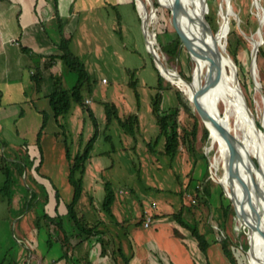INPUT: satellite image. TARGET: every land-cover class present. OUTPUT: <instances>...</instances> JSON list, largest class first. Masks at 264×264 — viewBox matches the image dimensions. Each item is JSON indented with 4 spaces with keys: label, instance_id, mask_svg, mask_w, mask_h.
Instances as JSON below:
<instances>
[{
    "label": "rangeland",
    "instance_id": "obj_1",
    "mask_svg": "<svg viewBox=\"0 0 264 264\" xmlns=\"http://www.w3.org/2000/svg\"><path fill=\"white\" fill-rule=\"evenodd\" d=\"M207 1L219 27L218 34L221 29L220 44L225 47L226 53L229 54L230 39L233 40L232 47L237 45V39L232 35L231 21L235 22L238 34L243 36L237 45L238 60L229 55L238 77L245 80L246 87L243 88L263 105L260 88L264 85V57L260 63L257 58L254 60L253 49L261 41L259 17L264 20V0ZM162 7L170 32H166L164 23L159 24L156 7L149 22L156 50L168 67L178 70L182 76L189 74L193 79L196 62L183 41V47L181 51L179 48L180 53L174 59H170L162 50L165 42L176 36L175 30L179 37L176 22L174 19L171 21L170 10ZM41 8L39 4L40 14L43 12ZM138 10L133 0H124L114 7L101 6V9L89 13L76 40L69 45L72 53H75V48L81 51L78 55L87 71L81 88L82 101L72 100L69 112L56 118L49 98H37L35 93L29 92L22 105L27 114L20 124L26 130L20 126L21 130H17L19 136L9 132L5 134L8 140L0 137V264L44 263L43 255L53 252H48L51 244L54 254L60 252L59 247L63 243H67L70 250L74 248V242L64 240L65 234L71 235L76 230L80 233L75 221L68 217L76 187L71 181V168L77 160L76 156L85 153L89 143L92 146L82 166L83 171L74 172L72 179L81 181L82 191L74 209L81 230L89 234L86 242L91 258L98 257L103 264H148V258L142 257L146 250L136 247L135 242L131 244L130 240L131 230L139 227L141 214L144 215L143 212L147 210L151 218L152 214L163 217L185 208V219L192 225L197 223L207 242L213 239L209 224L216 231L223 229L228 237L222 241L225 264H246L242 249L249 264H261L254 252V243L253 254L249 253V241L252 243L255 234L248 232L245 220L238 216L233 207V211L226 215L215 199L210 206H195L201 193L198 192L201 182L213 178L225 190L220 181L224 162L219 141L214 140V134L204 140V123L201 120L193 135L195 117L179 105L177 98V90L183 89L162 75L147 47L140 5ZM96 16L97 22L92 26ZM226 16L229 29L224 37ZM263 27L264 22L262 30ZM262 36L264 43V32ZM223 58L230 72L232 69L227 56L224 54ZM253 75L259 87L253 81ZM159 92L163 96V111L174 112V107H180L177 117L180 145L174 156L166 152L167 139L161 134L153 110V98ZM207 97L210 99V94ZM108 105H116L119 117L124 120L137 116L134 133L127 132L115 116L110 124L107 123ZM219 107L223 109L220 112H224L222 101ZM36 109L44 113H35ZM254 113L259 115L261 110L255 109ZM44 116L47 122L38 140L36 135ZM223 117L234 131L235 116ZM258 120L255 124L260 123ZM0 135L4 133L0 132ZM12 143L15 146H10ZM255 160L260 165L259 157ZM252 173L262 189L259 177ZM107 185L114 196L109 207L104 205ZM64 229H68V232ZM179 229L184 233L185 240L192 244L191 249L199 263L205 264L204 255L195 240L186 234L188 231L185 228ZM114 230L119 231L120 235L113 234ZM124 232L127 233L126 237L123 236ZM62 236L63 242L60 241ZM90 236L96 238L90 239ZM84 237L81 236L79 240L84 241ZM150 246L158 250L156 243ZM208 249L206 254L212 261ZM163 250L160 252L163 264H176L169 262L171 260L167 254L171 256L170 252ZM65 255L67 264H82L77 255L73 257L69 252Z\"/></svg>",
    "mask_w": 264,
    "mask_h": 264
},
{
    "label": "crops",
    "instance_id": "obj_2",
    "mask_svg": "<svg viewBox=\"0 0 264 264\" xmlns=\"http://www.w3.org/2000/svg\"><path fill=\"white\" fill-rule=\"evenodd\" d=\"M119 2L123 3L124 0H0V132L4 133L0 135L1 139L3 136L4 140H8L5 134L9 132H15L14 136H19L18 131L21 127L23 129L20 124L27 114L22 105L25 102L24 97H27L29 92L35 93L37 98H48L55 90V77L60 78L64 89L70 90L76 85L79 74L70 68L63 58L64 51L61 43L64 36L72 35L69 43L71 45L76 40L75 37L81 29L83 20L89 13L101 9V6L114 7ZM39 4L43 10L41 14L38 12ZM97 19L98 16L92 21V26ZM80 52L75 48L73 54L80 59L78 55ZM35 111L38 114L44 113L37 109ZM10 146H15V144L12 143ZM154 207L157 205L154 204ZM148 212L145 210L144 215L141 214L140 221H138L140 228L135 227L130 233L131 244L135 242L136 247L143 251L146 250L142 257L148 258V264H163V257L160 254L164 251L163 249H167L171 254V256L167 254L171 260L169 262L196 264L195 260L198 258L191 249L192 244L188 243L185 238L180 239L174 234L173 225L168 219L152 214L153 218L149 226H146L145 223L150 216ZM64 230L68 232V229ZM113 234L119 236L120 232L114 230ZM81 236H86L83 238L84 241L79 240ZM123 236L126 237L127 233L124 232ZM88 237L89 234L81 230L79 234L77 230L71 235L65 234L64 240L74 242V248L70 250L63 243L62 247L59 245L60 252L54 254L52 250L54 246L51 244L48 246V252H53L44 254L43 260L46 261L41 264H67L66 249L73 257L77 255L82 264H103L98 257L91 258V251L86 242ZM93 237L96 238V236H90V239ZM60 241L63 242V236ZM151 243H156L158 250L152 248ZM208 252L212 260L211 264L212 262L213 264L215 262L225 264V254L221 243L211 244ZM23 256L22 254L21 261ZM166 258H164L165 261ZM152 260L155 262H151ZM197 264H201L199 260Z\"/></svg>",
    "mask_w": 264,
    "mask_h": 264
},
{
    "label": "bare ground",
    "instance_id": "obj_3",
    "mask_svg": "<svg viewBox=\"0 0 264 264\" xmlns=\"http://www.w3.org/2000/svg\"><path fill=\"white\" fill-rule=\"evenodd\" d=\"M189 1L190 0H170V4L167 0H164V3L162 1L161 2L163 4H169L178 15L177 19L174 20L176 22L179 35L185 43L190 56L196 62L194 77L193 79H187L186 82L181 81L179 78L181 77V73L176 69L168 67L166 63L165 66L167 67V70H164L163 76L167 80L178 84L190 100L195 96V93L198 92V96L202 101L201 106L207 115L210 136L214 134V140L219 141V147L223 157L224 172L220 181L238 209V216L245 220L248 232H253L255 234L254 237L252 236V243L249 241V253L253 254L252 246L254 243V252L258 256L260 263L264 264V124L261 122L255 124L252 115H250L248 106L243 102H238L233 89L226 82L224 77L216 75L211 86L203 88L202 85L207 73L208 61L205 55V49L202 45V24ZM263 22L264 20L262 21V25ZM226 24V29L223 33L224 37L226 36L227 28L229 27L228 22H226ZM184 27L190 32V34H188ZM220 33L218 34V31L214 33L218 40H220ZM186 36L192 41H188V45L185 41ZM220 42L221 41H219L216 46V52L218 51L222 53L220 61L226 68L223 55L225 54V56H227V54L225 47L222 46ZM257 45L258 43L255 47H257ZM227 61L229 67L233 70V62L228 56ZM164 62L166 61L164 60ZM209 94L211 96L210 99L207 97ZM220 101H222L225 105V110L222 113L220 112L219 107ZM261 113L264 115L262 111ZM232 114L235 116L236 129L232 131L230 123L227 122V125L234 134L232 143L229 144L223 137L222 132L216 128L215 124L220 119V115L222 117H230ZM224 121L226 122L225 119ZM261 127L263 130H260ZM231 146L238 149V152H240V170H235L234 173L231 167ZM256 157H259L260 165L255 163ZM251 170L257 177H259L262 189L256 182ZM233 174L234 179L232 178ZM250 175L255 182L250 180Z\"/></svg>",
    "mask_w": 264,
    "mask_h": 264
},
{
    "label": "trees",
    "instance_id": "obj_4",
    "mask_svg": "<svg viewBox=\"0 0 264 264\" xmlns=\"http://www.w3.org/2000/svg\"><path fill=\"white\" fill-rule=\"evenodd\" d=\"M135 3V7L136 9H138V5L139 3L136 0H133ZM155 4L156 7L158 8V16H159V24L161 25L162 23H164L165 26V30L167 33H169V29H168V25H167V19L166 16L164 15V8L155 0ZM213 18V17H212ZM171 21H173V19H171ZM231 25L232 27V35L234 34V36L237 39V45L240 41V39L243 37L241 34H238V30L236 28V24L235 22L231 21ZM160 25H158V28H160ZM171 26H172V22H171ZM215 32H217V26L215 25ZM263 32H264V27H263ZM221 37V35H220ZM72 35L70 34L69 36H64L62 43H61V48L63 49L64 53H63V58L66 60L67 64L69 65L70 68L76 70L79 74V79L78 82L76 83V85L70 89H64L62 87V83L59 77H55L54 78V83H55V90L48 96L54 113H55V117H59L61 115L66 114L67 112H69L70 108H71V102L72 100H76V101H82V95H81V88L83 87V82L86 79V75H87V71L86 68L84 66V64L80 61V59L72 53V51L69 49V43L71 41ZM179 40L178 41L177 37H172L169 38L164 46H162V50L163 52H165L170 59H174L178 56L179 53V48L180 51L182 49V40H181V36L179 35ZM186 43L188 45V40H186ZM181 45V47H180ZM231 45H233V40L230 39L229 40V47H228V51L229 54L232 56V58L237 61V56H236V51H237V45L236 47H232ZM162 56V55H161ZM262 56L264 57V43L262 46H260L258 52H257V60L259 61V63L262 61ZM193 64V62H192ZM159 71V70H158ZM160 73V71H159ZM183 76L187 79H190V75L189 74H183ZM160 77L163 78V76L160 73ZM41 79V77H40ZM240 79V78H239ZM39 80V79H37ZM241 84L242 86L245 88L246 84H245V80L243 81V79L241 80ZM39 83V82H38ZM262 88L264 90V85H262ZM177 90V89H176ZM177 98L179 101V105L181 107H183L186 111H188L190 114H192L195 117V123H194V127H193V135L195 136L196 131H197V126L198 124H201V121L195 111V107L192 101H190L186 95L184 94V92L182 90H177ZM162 102H163V96L162 94L159 92L154 98H153V110L154 113L156 114L157 118H158V123L160 125V129H161V134H164L166 136L167 139V145H166V152L170 155H176L177 152L179 151V145H180V136H179V132H178V121H177V117H178V112L180 107H174L175 111H170V112H165L163 111V109L161 108L162 106ZM221 110L222 107H220ZM115 112V114L113 113V111ZM172 112V113H171ZM163 113V114H162ZM107 123L110 124L111 121L113 120L114 116L116 118L119 119V123L120 125L127 131L130 133H134V125L138 122V118L137 116L133 117L130 116L129 118H127L126 120L122 119L119 117L118 113H117V108L116 105H108L107 106ZM93 119L95 120V123L97 125V121L95 119V116L92 115ZM264 115H262V113H260L259 115H256V113H254L252 115V118L254 119V122H256L257 119L260 120V122L262 124H264V119H263ZM44 124L41 127V130L38 133V140L41 138V134L42 131L44 129L45 126V120L46 117L44 116ZM258 120V121H259ZM204 127V135L203 138L204 140L209 139V131ZM170 130V131H169ZM96 137V136H95ZM186 136L184 135V138ZM92 140H94V138H92ZM92 146V143H89L87 145V149L85 151V153L83 154H78L76 157V161H74L71 171H72V176L73 173L76 172L77 170H82L83 171V164L85 163V161L88 158V150L89 148ZM69 155V153H68ZM208 163V162H207ZM255 163L258 165V162L255 160ZM83 166V167H82ZM71 176V181H73V183L75 184V193H74V197L71 201V203L69 204L70 207V217L75 221L77 228H80V224L78 222L77 216H76V212L74 207H76L78 198L80 197L81 191H82V186H81V181H77L74 179H72ZM106 195H105V202L104 205L106 207H109L114 199L113 196V191L111 188H109V186H106ZM198 192H201L198 194L197 200L198 203L195 205L197 208L203 205H211V201H214V199L218 202L219 207L223 210V212L227 215L228 213L230 214L231 211H233L232 206L229 202V199L225 193V190L223 189L222 185L218 182H215V180L213 178L208 179L205 182H201L200 187L198 188ZM216 196V197H215ZM203 198V199H202ZM198 204H200L198 206ZM184 207V206H182ZM185 208H180L177 212L175 213H171V214H166L164 215V217L166 219H168L169 221L172 222L173 224V229H174V234L177 237H180L181 239L185 238L184 233H182L179 229L180 228H185V230H187L188 232H186V234H188L189 236H192L193 240H195V243L197 244L200 252L202 253V255H204V261L203 263L205 264H211V262L209 261V258L206 254L207 248L213 244V243H221L223 244V240H226L228 237L225 235V232L223 231V229L218 228V230L216 231L214 227H212L211 224H209L211 226L212 229V234L211 236L213 237L211 242H207L206 238H205V234L200 233V231L198 230L197 227V223H193L195 225H192L190 222H188L185 217ZM210 214H211V210H210ZM211 223V222H210ZM195 226V227H194ZM82 231V230H81ZM83 232H85V230L83 229ZM67 246V243H65ZM69 249V248H68ZM66 254H68V250L66 249ZM29 254V252H28ZM70 255V254H69ZM242 255H243V259L245 261L246 264H249L247 262L246 259V255L244 252V249H242ZM195 263H198V260H195Z\"/></svg>",
    "mask_w": 264,
    "mask_h": 264
},
{
    "label": "water",
    "instance_id": "obj_5",
    "mask_svg": "<svg viewBox=\"0 0 264 264\" xmlns=\"http://www.w3.org/2000/svg\"><path fill=\"white\" fill-rule=\"evenodd\" d=\"M136 1H138L139 5L142 7V15H141L142 29H143V33L145 36V40L147 43L148 50L153 55L155 61L157 62V65L160 68L161 73L163 75V72L165 69L167 70V67L165 66L166 64H165L164 60L161 58L158 51L156 50V47L154 45L153 39H152L150 31H149V22H150L152 15L155 13V10H156L155 0H136ZM156 1L159 4H161L162 6L168 8L170 10L171 19H175V20L177 19V16H178L177 13L169 5L170 0H167L169 2V4H163L161 2V0H156ZM189 2L192 5L195 13L197 14V16L199 18V21L202 24V32H203V34H202V45L205 49V55H206V58L208 61V69H207V73L205 75L203 85H202L203 88H208L209 86H211L215 76L220 75V76L224 77L226 82L233 89V91L237 97L238 102H243L245 105L248 106L250 115L254 114L255 109H260L264 113V90L262 88H260V90L263 94V105H262L258 100L253 98L243 88L235 68L233 70H231L230 72H228L220 61V56H222V53L218 52V51L216 52V48H217L216 46L220 40H218L216 38V35L214 34L215 33V25L217 26V23H216L215 17L213 16V13H212V10L209 6L208 1L207 0H190ZM149 5H150V7H149ZM225 19H226V22H228L227 16L224 17V20ZM262 26H263L262 25V19H261V17H259V29H260V33H261V41L258 42L257 47H255L253 50V59L254 60H256L257 52H258L261 44L263 43ZM217 28H219V27L217 26ZM175 33L177 36L176 30H175ZM185 38L189 42H192L187 36ZM177 39H178V41H180L178 36H177ZM180 47H181V45H180ZM226 54L230 58V60L232 61L230 55L228 53H226ZM252 77H253V81H254L255 85L257 87H259V84L257 82L256 77L254 75ZM179 78L181 81H184V82L187 81V79L185 77H183L182 75ZM191 101L193 102V104L195 106V110H196L200 120L204 123L205 127L209 131L208 122H207V115H206L203 107L201 106L202 101L200 100V98L198 96V92L195 93V96L191 99ZM215 126L218 130H220L222 132V135L226 139V141L229 144H231L232 140L234 138V134L230 130L229 126L227 125V121L225 122L221 115H220V119L218 120V122H216ZM209 136H210V131H209ZM230 151H231V167H232L233 173H234L235 170H238V171L240 170L239 169L240 168V166H239V157H240L239 153L240 152H238L239 150L236 148H233L232 146L230 147ZM232 178L234 179V174L232 175ZM245 178H246V176H245ZM249 178L251 181L253 180L255 182V180L251 177V175L249 176ZM225 193L229 199L231 206L234 208V211L238 214L239 211L236 208L234 202L232 201L229 193H227L226 189H225Z\"/></svg>",
    "mask_w": 264,
    "mask_h": 264
},
{
    "label": "built area",
    "instance_id": "obj_6",
    "mask_svg": "<svg viewBox=\"0 0 264 264\" xmlns=\"http://www.w3.org/2000/svg\"><path fill=\"white\" fill-rule=\"evenodd\" d=\"M151 220H152V218L149 216L148 218H147V221H146V226H149V224H150V222H151Z\"/></svg>",
    "mask_w": 264,
    "mask_h": 264
}]
</instances>
